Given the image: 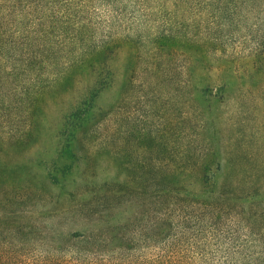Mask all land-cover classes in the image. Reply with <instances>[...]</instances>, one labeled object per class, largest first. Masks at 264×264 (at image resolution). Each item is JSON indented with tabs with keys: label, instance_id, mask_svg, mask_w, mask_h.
<instances>
[{
	"label": "rangeland",
	"instance_id": "rangeland-1",
	"mask_svg": "<svg viewBox=\"0 0 264 264\" xmlns=\"http://www.w3.org/2000/svg\"><path fill=\"white\" fill-rule=\"evenodd\" d=\"M215 4L95 1L81 16L109 47L101 78L78 69L59 81L56 44L0 61L1 246L58 255L70 234L119 226L125 252L149 257L152 181L187 159L219 190L235 181L244 192L198 235L202 256L218 258L230 234L242 253L264 256V0Z\"/></svg>",
	"mask_w": 264,
	"mask_h": 264
},
{
	"label": "trees",
	"instance_id": "trees-1",
	"mask_svg": "<svg viewBox=\"0 0 264 264\" xmlns=\"http://www.w3.org/2000/svg\"><path fill=\"white\" fill-rule=\"evenodd\" d=\"M95 1L108 5L113 3V0H0V61L24 62L30 52L41 55L49 46L52 48L56 44L54 49L63 51L59 59L64 61V70L72 72H59L56 76L60 77L59 81L79 75L74 74L78 69L90 71L97 79L104 68L109 47L105 41L94 43L90 39L89 24L81 16L91 10L90 6ZM199 1L209 5L221 2L215 5L222 8H215L214 12H225L229 4L245 0ZM74 17L78 20L72 21ZM164 37L167 36L157 35L155 39ZM110 39L115 43L119 41L118 38ZM80 122L83 123L82 120ZM73 134L67 135L66 141H73ZM186 160L174 163L169 175L152 181L157 207L154 227L157 231L151 244L153 253L149 257L136 258L125 252L131 247L122 243L124 237L119 236L121 227H109L110 231L108 227L94 225L78 234H70L69 237L76 242L56 246L58 255L28 259L17 255L14 247L0 245V264H264L263 255L255 252L254 257L242 253L245 245L235 242L234 234L226 235V247L218 258L215 256L217 251L209 258L202 256L204 243L199 242L198 235L214 228L222 210L231 204L230 201L244 196V192L238 190L235 181L227 186L223 184L219 190L217 179L200 174L206 170V165H188ZM245 195L252 196L249 193ZM206 219L209 223L201 230L197 225ZM92 220V224L103 221L101 217ZM114 239L119 242L113 243Z\"/></svg>",
	"mask_w": 264,
	"mask_h": 264
}]
</instances>
